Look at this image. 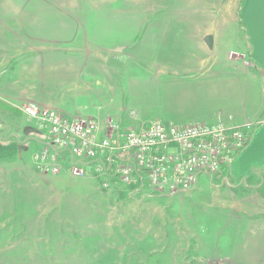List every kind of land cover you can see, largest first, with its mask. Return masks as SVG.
I'll return each instance as SVG.
<instances>
[{
  "label": "rangeland",
  "instance_id": "rangeland-1",
  "mask_svg": "<svg viewBox=\"0 0 264 264\" xmlns=\"http://www.w3.org/2000/svg\"><path fill=\"white\" fill-rule=\"evenodd\" d=\"M242 1L0 0V98L66 116L57 101L83 79L94 80L90 86L98 90L104 73L102 93L123 109L120 123L112 119L122 137L153 122L168 126L188 118L163 106L161 81L180 66L207 63L234 91L223 88L218 101L238 99L229 106L240 111L260 106L257 123L264 92L246 80L256 70L239 23ZM81 88L90 91L88 84ZM94 119L106 126L110 118ZM27 127L49 143L35 121L0 100V264H264V168L255 172L261 179L247 184L224 177L250 139L220 175L202 174L195 188L169 196L142 183L141 173L120 183L87 159L89 178L77 179L69 161L78 159L63 149L57 151L62 173L44 174L33 160L44 147L27 140ZM107 135L101 131L98 140Z\"/></svg>",
  "mask_w": 264,
  "mask_h": 264
},
{
  "label": "built area",
  "instance_id": "built-area-1",
  "mask_svg": "<svg viewBox=\"0 0 264 264\" xmlns=\"http://www.w3.org/2000/svg\"><path fill=\"white\" fill-rule=\"evenodd\" d=\"M19 110L49 138V143L33 157L36 168L44 174L62 173L63 159L57 151L63 149L78 159L77 163L69 161V172L77 179L89 178L90 166L86 162L95 161L97 172L112 171L120 183H131L141 173L142 183L169 196L192 190L202 174L220 175L246 147L257 124L246 120L240 125L218 122L167 126L157 121L120 137L116 134L119 127L112 119L107 120L106 126L94 118L70 120L56 109L36 103ZM101 131L108 135L99 141ZM105 154L109 155L106 162L99 161Z\"/></svg>",
  "mask_w": 264,
  "mask_h": 264
},
{
  "label": "crops",
  "instance_id": "crops-1",
  "mask_svg": "<svg viewBox=\"0 0 264 264\" xmlns=\"http://www.w3.org/2000/svg\"><path fill=\"white\" fill-rule=\"evenodd\" d=\"M239 23H241L242 30L246 32V49L249 63L256 70L255 74L252 77L249 76L246 80L252 81V86L256 93H259V89L264 92V0H245ZM206 64L202 63L199 67H194L190 64L184 65V67L180 66L175 71L176 75L174 77L162 79L163 106L174 105L177 109H181L184 112L180 113V115L188 117L183 122L175 125L184 126L203 123V121L211 124L222 122L240 125L246 120L254 121L260 115V106L255 104L248 109L246 101L243 100L242 102L246 104V108L243 104L244 109L241 111L238 109V111L234 105L229 106L230 103L238 101V99L229 100L225 104L218 101L219 94L223 90L234 91L230 90L229 86L223 85L226 80L220 77H227L226 75L220 76L217 71H209V68H206ZM103 74L99 73L95 84L98 86V90H93L90 86L94 80L85 82L83 79L80 81V87L79 83L75 82L74 89L67 91L68 95L63 100L57 101L56 108L63 110L69 119L78 117L96 118L104 122L110 118L120 123L123 109L113 106L106 94L102 93L106 92L105 83H103L106 79ZM74 78L77 77L74 76ZM83 84H88L90 91H85L81 88ZM8 86L7 84L4 90ZM214 91H216V95L218 94L217 98L214 96ZM232 94L235 95V93ZM3 95L6 98H0L1 103L15 109H19L20 105L14 102L22 103L26 101L9 98L6 94ZM52 105L51 108H55L54 104ZM43 106L45 107V105ZM19 116H22V113ZM171 117L173 120H177L178 115ZM174 123L176 122L172 121L169 124ZM257 123L258 126L254 130L249 145L233 160L229 172L226 174L228 181L232 184H247L249 181L255 182L261 179V176L256 175L255 172L260 168H264V116ZM37 130V128L27 127L25 132L29 136L27 140L35 141L34 143L41 150L47 142L43 141V136ZM103 136L104 134L101 135V137Z\"/></svg>",
  "mask_w": 264,
  "mask_h": 264
},
{
  "label": "trees",
  "instance_id": "trees-1",
  "mask_svg": "<svg viewBox=\"0 0 264 264\" xmlns=\"http://www.w3.org/2000/svg\"><path fill=\"white\" fill-rule=\"evenodd\" d=\"M244 2H245V0H243V1L241 2L240 9H239L240 14H241V12H242V9H243V6H244ZM3 107L6 108V109H8V110L11 111V112L17 114V115H20V113L18 112V110L15 109V108H13V107H11V106H7L6 104H3ZM257 126H258V124H257ZM255 129H256V127L254 128V130H255ZM254 130L252 131V133H251V135H250V140L252 139V136H253ZM227 173H228V169L226 168V169L224 170V176H225Z\"/></svg>",
  "mask_w": 264,
  "mask_h": 264
},
{
  "label": "water",
  "instance_id": "water-1",
  "mask_svg": "<svg viewBox=\"0 0 264 264\" xmlns=\"http://www.w3.org/2000/svg\"><path fill=\"white\" fill-rule=\"evenodd\" d=\"M204 41H205V43H206V45H207V47L209 49H212L213 48V44H214L213 35H211V34L206 35L205 38H204ZM122 50H123V48L120 47L116 51L117 52H121ZM263 87H264V78H263Z\"/></svg>",
  "mask_w": 264,
  "mask_h": 264
}]
</instances>
